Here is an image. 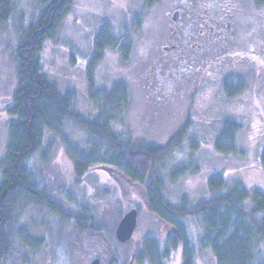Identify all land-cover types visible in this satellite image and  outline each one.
Here are the masks:
<instances>
[{"label":"rangeland","instance_id":"rangeland-1","mask_svg":"<svg viewBox=\"0 0 264 264\" xmlns=\"http://www.w3.org/2000/svg\"><path fill=\"white\" fill-rule=\"evenodd\" d=\"M185 1L71 0L39 55L48 80L70 96L72 109L87 122L110 120L112 130L132 148L169 146L155 165L162 196L172 207L186 200L193 208L215 196L207 185L214 174L228 184L264 192V4L225 0L220 7L234 8L225 38L207 50L187 48L173 58L161 47L170 41L169 14ZM197 1H210L209 15L217 17L220 0ZM42 4L15 0L0 25V163L13 123L7 109L18 85V48L28 27L37 24ZM103 27L114 45L94 59ZM232 77L244 80L245 91L233 100H219L216 90ZM120 84L126 88V102L114 112L110 95ZM222 119L242 123L235 153L214 148ZM53 125L55 129L44 131L26 170L28 181L55 210L15 196L7 225L9 251L0 264H90L94 259L100 264H183L182 245L158 258L174 232L149 211L140 186L118 170L107 172L102 165L109 158L107 144L70 119H62L59 128ZM76 154L95 160L82 177ZM182 167L187 170L177 171ZM131 209L137 213L136 228L130 240L120 243L115 231ZM182 222L194 250L193 264H216L211 251L200 245L202 218ZM147 241L157 243L158 253L145 248ZM257 258L264 260V241Z\"/></svg>","mask_w":264,"mask_h":264},{"label":"trees","instance_id":"trees-1","mask_svg":"<svg viewBox=\"0 0 264 264\" xmlns=\"http://www.w3.org/2000/svg\"><path fill=\"white\" fill-rule=\"evenodd\" d=\"M14 1L0 0V25L9 18ZM70 1L42 0L44 9L37 24L28 27L18 48V85L7 109L13 123L10 125L6 156L0 163V257L9 251L7 225L15 206V196L30 197L55 210L52 202L28 181L26 162L39 149L44 131L55 129L54 122L60 125L62 119H70L107 144L109 158L102 164L107 172L118 170L130 184L140 186L149 211L172 228L174 233L168 238V248L163 254L158 253L159 247L155 241L145 244L147 250L153 249L158 253L159 259L166 258L167 251L172 247L182 245L183 264H193L194 250L182 219L201 217L204 232L200 237V245L211 251L216 264H264V260L257 258L259 245L264 241V192L249 191L238 183L228 184L226 179L214 174L207 181L208 188L216 192L213 198L200 201L193 208L186 204V200L180 207H172L162 196V184L155 169L169 146L132 148L126 145L108 124L110 120L103 123L87 122L72 109L70 96L60 94L48 80L39 54L44 43L54 37ZM256 2L257 5L264 4V0ZM112 45L113 38L103 27L96 42L94 59ZM123 89L120 85L115 86L113 96L124 97ZM240 128L232 123L224 125L214 148L220 153H235V138ZM76 156L77 175L82 177L95 160L90 159L89 155ZM179 170H187V167Z\"/></svg>","mask_w":264,"mask_h":264},{"label":"flooded vegetation","instance_id":"flooded-vegetation-1","mask_svg":"<svg viewBox=\"0 0 264 264\" xmlns=\"http://www.w3.org/2000/svg\"><path fill=\"white\" fill-rule=\"evenodd\" d=\"M216 3H218L216 6L217 9H219L216 18L209 15V10L213 6L210 1L201 3L197 0H188L178 3L169 14L171 15V24L173 25L172 31L169 33L170 41L168 44L162 46L161 50L172 55L174 58L178 54H182L187 48L207 50L208 47L218 45L225 38L224 33L231 31L234 8L231 4L220 7L227 3L225 0L216 1ZM200 73L202 74L203 72ZM120 87L124 88L125 96L115 97L110 95L112 100V111L117 109L118 106L125 105L126 88L122 84H120ZM245 88L246 84L244 80L239 77H232L226 79L220 85V90L217 89L215 94L219 100L220 96H223L226 100H233L238 95L242 94ZM198 96L199 94H197V97ZM114 101H116V103H114ZM229 123L240 127L242 126V123L237 119H222L219 121V125L221 124L222 127Z\"/></svg>","mask_w":264,"mask_h":264},{"label":"water","instance_id":"water-1","mask_svg":"<svg viewBox=\"0 0 264 264\" xmlns=\"http://www.w3.org/2000/svg\"><path fill=\"white\" fill-rule=\"evenodd\" d=\"M136 218L137 213L135 209H131L124 214L115 231L117 241L125 243L132 238V234L136 228ZM90 264H100L99 259H94Z\"/></svg>","mask_w":264,"mask_h":264}]
</instances>
